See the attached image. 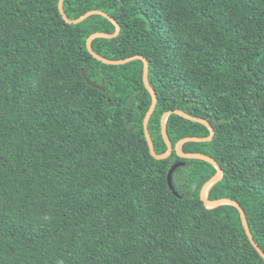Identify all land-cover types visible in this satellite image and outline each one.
Here are the masks:
<instances>
[{"label": "trees", "instance_id": "trees-1", "mask_svg": "<svg viewBox=\"0 0 264 264\" xmlns=\"http://www.w3.org/2000/svg\"><path fill=\"white\" fill-rule=\"evenodd\" d=\"M60 0H0V264H264L237 207L201 198L217 167L177 144L211 129L177 113L173 153H151L145 63L108 64L87 41L117 25L67 22ZM77 19L120 24L96 37L109 59L141 55L158 102L149 130L168 146L163 115L207 119L208 141L185 152L222 166L210 200L244 208L264 250V0H65ZM103 86L90 85L82 71ZM173 175L178 197L170 189Z\"/></svg>", "mask_w": 264, "mask_h": 264}, {"label": "water", "instance_id": "water-1", "mask_svg": "<svg viewBox=\"0 0 264 264\" xmlns=\"http://www.w3.org/2000/svg\"><path fill=\"white\" fill-rule=\"evenodd\" d=\"M64 1L65 0H60V3H59L60 12L63 15L64 19L67 22L71 23V24H78V23L84 21L86 18H88L91 15L100 14V15H103V16L109 18L111 21H113L117 25V31L115 33L96 32V33L92 34L89 37V39L87 41V45H88L89 51L92 53V55L94 57H96L100 61H102L104 63H108V64H123V63L129 62L131 60H134L136 58H140V59H142L144 61V63H145L144 80H145V84H146L147 88L149 89V91L152 94V99H153L152 106H151V108H150V110H149V112H148V114L146 116V119H145V132H146L147 140H148V143H149V146H150V149H151V153L153 154V156H155L158 159H163V158L169 157L173 153V151H174V146H173V144L171 142V139L169 137L168 130H167V125H166L167 118L171 114H173V113H177V114L182 115V116H184V117H186L188 119H192V120H195V121H199L201 123H204L205 125H207L211 129L212 133L208 137H194V136H191V137L183 138L177 144V151L183 157L203 159V160H206V161L211 162L212 164H214L217 167L216 174L212 178H210L205 183V185L202 188V191H201V198H202V200L204 201V203H205V205L207 207H216V206H219V205H222V204H231V205H234L235 207H237L239 209L240 213H241V217H242V220H243V224H244L245 230H246L249 238L251 239L253 245L259 251V253L261 254V256L264 258V250L257 243V241L254 238L253 232H252V230L250 228L249 221H248V218H247V215H246V212H245L243 206L238 201H236L234 199H231V198H220V199H217V200H210L208 198V196H207V191H208L209 187L213 183H215L216 181H218L223 176L224 170H223L222 166L217 162L216 159H214L210 155H207V154H204V153H198V152H185L181 148L182 147V144L184 142H186V141H208V140H212L213 137H214V135H215V129L212 126V124L207 119L200 118V117H195V116H193V115H191V114H189V113H187V112H185L183 110H180V109H174V110L167 111L163 115L162 121H163V135H164L165 141H166L167 146H168V151L165 154H161V155L158 154L156 152V150H155L154 141H153V138H152L151 133H150V130H149V120H150V118H151L154 110L156 109L157 102H158V96H157V93H156L155 89L153 88V86L150 83V79H149V61H148V59L145 58L144 56H141V55L131 56V57H128V58H125V59H109V58H106V57H103V56L99 55L94 50V48L92 46L93 39L96 38V37H109V38L116 37L117 35H119L120 30H121L120 24L116 21V19L113 16H111L110 14H108V13H106L104 11H101V10H91V11L86 12L85 14H83L82 16H80L77 19H71V18H69L67 16V14L65 12V9H64ZM88 69H89V66H87L82 71V74H83L84 78L86 79V81L90 85H92L94 87H97V88H100V89H104L103 86H100L99 84L93 82L87 76ZM183 164H184L183 162H177V163H175L171 167V169H170V171L168 173V183H169V187L174 192V194L176 196H178V197H181V196L178 193V191L175 189L174 182H173V175H174V172L176 171V169L178 167H180L181 165H183Z\"/></svg>", "mask_w": 264, "mask_h": 264}]
</instances>
